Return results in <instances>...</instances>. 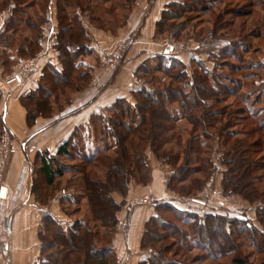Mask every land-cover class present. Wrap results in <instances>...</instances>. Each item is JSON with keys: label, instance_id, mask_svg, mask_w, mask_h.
Returning a JSON list of instances; mask_svg holds the SVG:
<instances>
[{"label": "trees", "instance_id": "obj_1", "mask_svg": "<svg viewBox=\"0 0 264 264\" xmlns=\"http://www.w3.org/2000/svg\"><path fill=\"white\" fill-rule=\"evenodd\" d=\"M13 1L15 4L12 7V13H9L5 19V27L0 33V38L4 33L17 31L19 28L31 31L32 36L26 35L18 45L17 58L34 55L40 46V24H36L28 17L25 6L16 4V2L19 3V0ZM130 1L131 3L127 4L128 10L131 9L134 0ZM192 1L198 5L205 6L207 4V0ZM7 2V0H3L0 5V12L5 10L3 8L6 7ZM72 2L74 0H58L56 3L59 7V31L56 45L59 64L55 65L50 62L45 64L37 87L20 96V101L27 110L29 126H32L38 117H52L56 110H60L70 103L72 95L84 89L92 79L94 66L87 61L92 54V36L86 26H81L73 17H69L66 9ZM179 7L184 8V6ZM25 15L27 17L23 20L22 17ZM177 16L178 13L169 12L166 7L157 23L156 35L166 28L168 18ZM98 27L103 28L104 26L100 23ZM5 38H10V35ZM86 50L89 51L84 54ZM2 55L1 52L0 60L7 66L13 56L4 60ZM168 55L163 51L155 55L154 58L160 59ZM79 56H83L87 61V71L80 72L83 62L77 61ZM151 61L153 60H146L137 68L136 75L138 77L144 79L149 75L148 73H151L152 68L149 66ZM169 61H171L170 66L166 68L158 66L156 71L168 74L170 68H176L177 65L185 66V63L180 59L174 58ZM201 67V74L194 75L193 80H191V92H185V90L173 88V86L162 89L141 87L133 94L134 103L126 98H119L107 108L110 113L109 116L100 113L94 116L88 125L76 127L72 135L60 144L55 154L48 150L35 152L32 192L35 194L38 204L48 205L53 200L54 194L48 195L49 198L44 202L46 197H43L41 191L47 190V188L56 191L58 179L67 172L64 164L60 162V157H72L71 151L77 149V139L83 138V130L88 127L90 129L97 127L92 130V140L89 143L91 145H96L99 141H105L109 137L113 138L112 154H99L91 151L89 154L80 155L83 162L74 171L80 175L75 180L80 181L81 195L87 202L86 216L76 219L72 225L65 229L51 213L44 214L39 227L41 252L39 262L35 264H118L116 252L111 246L112 236L117 229V212L125 203L130 185L132 183L146 184L150 179L147 148L158 159H163L173 165L177 156L170 153L167 146L172 140L175 126L182 120H187L193 127L205 129L211 127L214 122L211 117L216 114L217 110L208 109L205 106L211 103L212 98L218 102L217 91L219 92V90L216 86L211 85L210 87V82H207L209 75H211V79L215 78L216 75L205 69L206 67L204 68L203 65ZM60 99H63V104H57ZM197 108L201 111L196 117L192 111ZM246 119L241 116L239 122L244 123ZM223 129L226 128L223 127ZM229 131L234 132L232 129ZM240 131L242 132L239 135L243 136H250L259 132L254 130ZM89 132L91 131L89 130ZM88 136L90 137V134ZM246 140H238L227 151L226 164L228 170L224 172L222 187L225 193H237L247 200L253 201L264 198V189L260 190L256 187V181L260 180L261 182L264 177L255 174L256 171L264 169V160L256 158L253 154V151L260 147L261 139L258 138L251 143ZM194 145L195 140H190L187 145L188 149L185 151L188 162L179 166L169 177L168 187L176 189L177 182H182L184 179L181 175L192 171L188 164L191 160V153L197 151ZM193 183L197 185L196 190L200 189L203 184L199 178ZM114 194L121 195L123 200L118 201ZM69 201L70 199L66 200V202ZM164 207H171V204L169 202L156 204L157 213L147 221L145 226L141 240L142 248H153L166 238L162 232L167 227L164 225L160 213ZM199 220L197 216V221L194 224L191 222V229L204 242L212 245L218 254L225 255L228 251H234L237 248L231 232L235 231L234 235L241 234L236 227L238 224L244 223V220L229 219L224 215L211 214L207 215L205 219ZM257 220L264 226V206L258 207ZM227 225L231 229L229 232ZM253 231L259 233V238L251 231L253 233L250 235L252 241L256 244V249L263 253L264 231L259 230L257 226L253 227ZM245 232L250 233V229L246 228ZM219 239L221 241L217 244L215 240L218 241ZM157 253L142 261L141 264H158L156 259H158L157 255L159 254ZM232 261L234 264H251L245 258L238 256H235Z\"/></svg>", "mask_w": 264, "mask_h": 264}, {"label": "rangeland", "instance_id": "obj_2", "mask_svg": "<svg viewBox=\"0 0 264 264\" xmlns=\"http://www.w3.org/2000/svg\"><path fill=\"white\" fill-rule=\"evenodd\" d=\"M7 1L9 3L7 2L3 9L12 13L15 2L13 0ZM2 2L3 0H0V5ZM57 2L58 0H19V3L16 2L18 6L26 7V14L33 22L40 24V46L34 55L17 58L18 45L26 35L32 36L31 31L19 28L17 31L4 33L0 38V53H3L4 60L13 56L7 64L8 74L14 71L21 60L35 57L44 49L49 29L52 26L56 30L54 36L58 35L59 7ZM130 3V0H74L70 6H67L66 11L69 17H73L81 26L87 25L89 27V24L99 26L102 23L104 26L102 29L115 30L125 21L127 4ZM206 3L204 6L194 3L192 0H174L166 5L169 12L178 13V16L168 18L166 30L158 32L156 38L163 42L162 52L167 49L169 55L160 59L153 58V61L149 63L152 68L151 73H148L149 75L142 80L144 82L143 87L148 89L173 86V88L191 92V80H193L194 75L201 74V65L215 73V78L211 79V75H209L207 77L209 81L206 79L208 83L210 82V87L211 85L216 86L219 90V92L217 91L218 102L212 98L211 103L205 106L208 109L217 110L216 114L211 117L214 120L212 126L205 129L202 127L195 128L187 120H182L175 126L172 140L167 146L168 151L177 156L175 164L172 165L163 159L161 160L170 167L168 178H166V181H169V177L177 168L188 162L185 151L188 149L189 141L195 140L194 146H196L197 151L191 153V160L188 164L192 171L181 175L184 179L182 182H177V190L168 187L169 193L174 191L180 196H193L203 190L213 176L216 179L214 184L228 198V202L226 206L215 210L202 209L181 198L174 202L162 201L171 204V207H164L160 211L163 223L167 227L162 232L166 238L157 243L155 247L144 249L147 258L158 252V259H156L158 264H234L232 260L235 256L243 257L251 264H262L264 252L260 253L256 249L257 246L250 235L254 233L259 238V233L253 231L254 226L264 231V226L257 220V209L264 206V198L249 201L240 194L225 193L222 180L224 172L228 170L226 164L227 151L238 140L247 139L246 141L251 143L258 138L261 139L260 147L255 149L253 154L256 158L264 160V128H262L264 127V0H207ZM179 6H184V8ZM52 7L56 12L54 20H52ZM27 15L22 17L23 20ZM9 35L10 38L6 39L5 37ZM56 45L57 42L54 43V48L57 50ZM125 46L126 44H122L119 51L124 50ZM87 51L89 50L84 51V54ZM109 54L103 53L105 59L101 61V64L104 70L110 72L116 68L120 60L116 57L115 59L111 58L113 56ZM177 54L184 56V60H182L185 63L184 67L175 63L176 68H170L168 74L156 71L158 66L160 68L170 66L171 61L169 60L179 59ZM77 61L83 62L80 72L88 70L87 61L90 62V60L86 61L83 56H79ZM63 102V99H60L57 104H63ZM200 111L201 109L197 108L193 109L192 112L197 117ZM105 114L110 115L108 111ZM241 116L247 118L244 123L239 122ZM229 126L238 135L230 132ZM223 127L226 129L224 130ZM96 128L90 129L88 127L83 130V138L77 139V149L71 151V158L60 157V162L64 164L67 172L58 179L56 191L50 188L41 191L43 197H46L44 202L50 194H54V197L60 201L59 210L62 211L63 217H55L65 229L72 225L76 219L84 218L87 213V202L81 195L80 181L75 180L80 175L74 170L83 162L80 155L89 154L91 151L99 154L113 153L112 137L105 141H99L96 145L89 144L92 140V130ZM4 129L5 126L0 116V136ZM240 130L259 132L250 136H243L239 135L242 132ZM22 134L25 138H19L17 137L18 134L13 132L15 143L22 142L29 135L27 130H23ZM29 139L31 140L30 136ZM26 140L27 143L30 142L28 138ZM151 154L154 153L147 148L148 161ZM33 168L32 166L31 175ZM255 174L264 177V169L256 171ZM197 178L203 182L198 190H196L197 185L193 183ZM256 187L263 190L264 180L256 181ZM189 191L192 192L188 193ZM34 197L36 201L35 194ZM67 198L70 199L69 202H66V200L68 201ZM40 199L42 198L40 197ZM129 206L132 207L131 204ZM209 214L244 220V223L238 224L236 227L241 234L234 235L235 231L231 232L234 238L233 242L237 244L234 251H228L225 255L218 254L212 245L204 242L191 229L190 224L197 221V216L203 220ZM120 222L116 226L118 229L127 228L128 221L125 228H119ZM246 228L250 229V233L245 232ZM227 230L228 232L231 230L228 225ZM220 241V239L215 240L217 244ZM149 249H152L153 252H150ZM9 257L10 253L6 260L0 259V263L7 264Z\"/></svg>", "mask_w": 264, "mask_h": 264}, {"label": "crops", "instance_id": "obj_3", "mask_svg": "<svg viewBox=\"0 0 264 264\" xmlns=\"http://www.w3.org/2000/svg\"><path fill=\"white\" fill-rule=\"evenodd\" d=\"M174 0H134L123 24L115 30L102 29L96 25L87 26L92 36V54L89 59L93 64V76L89 84L75 92L70 103L56 110L50 118L38 117L32 126L27 122V110L20 101V96L35 89L41 77L43 67L48 62L58 65V52L54 48L57 36L52 26L45 42L40 61V68L22 84L4 81L8 74V66L0 62V116L5 128L10 129L17 137L25 138L23 130H27L28 140H22L23 149L33 146L37 151L48 150L55 154L61 143L67 140L76 127L88 125L92 118L106 113L107 108L119 98H126L134 103V92L143 87L144 82L136 75L137 68L146 60L152 59L162 52L163 42L156 38V26L162 17L166 5ZM52 20L55 9L52 7ZM8 11L0 12V33L5 27ZM122 44L124 50L119 51ZM164 46V45H163ZM173 47V46H171ZM167 53V49L163 50ZM112 53L111 58L120 60L112 71L104 70L101 61L103 53ZM179 59L183 55L177 54ZM109 57V56H107ZM31 137V140L29 139ZM34 154L17 153L12 156L6 172L5 184L13 187L19 177L21 167L27 160L33 166ZM150 179L146 184L132 183L125 203L117 212L118 222L127 220L124 230L116 229L112 236L111 246L116 252L118 264H141L147 259L141 240L147 221L157 213L156 204L168 201L169 189L166 178L170 167L154 154L149 157ZM145 195L153 198V203L140 200ZM118 201L123 197L114 194ZM139 201V202H136ZM136 202V203H134ZM131 204L129 210L127 206ZM60 201L57 197L48 205H40L31 198L30 203L20 205L14 212L10 226V257L7 264H35L39 262L41 241L39 227L44 214L51 213L57 218L63 217ZM62 214V215H61ZM5 264V263H0Z\"/></svg>", "mask_w": 264, "mask_h": 264}, {"label": "built area", "instance_id": "obj_4", "mask_svg": "<svg viewBox=\"0 0 264 264\" xmlns=\"http://www.w3.org/2000/svg\"><path fill=\"white\" fill-rule=\"evenodd\" d=\"M44 51V50H43ZM43 51L41 50L37 56L21 60L15 67L14 71L5 76L4 81L7 83L14 82L22 84L24 80L32 76L40 68V60ZM22 142L15 143L13 132L5 128L0 136V259L6 260L10 253L9 236L12 216L15 210L23 204H28L33 197L32 192V166L25 160L21 167V171L16 184L9 187L5 184L6 172L13 155L17 153L34 154L36 149L33 146H27L23 149ZM215 177H211L207 185L198 194L190 197L180 196L171 191L167 200L174 202L176 200L186 199L190 204L206 209H217L226 206L228 198H226L221 190L214 184ZM168 181V180H167ZM63 193L65 191L63 190ZM145 203H152L153 198L145 195L142 200ZM139 202V201H136ZM134 202V203H136ZM130 210L131 207L129 206ZM127 221H122L119 228H125ZM153 252L152 249H149Z\"/></svg>", "mask_w": 264, "mask_h": 264}]
</instances>
